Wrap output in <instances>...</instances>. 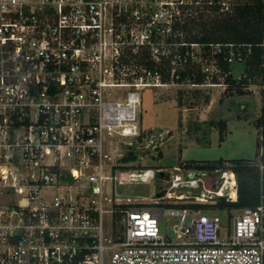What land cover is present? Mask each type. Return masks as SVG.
<instances>
[{
    "label": "built area",
    "instance_id": "2783aa9c",
    "mask_svg": "<svg viewBox=\"0 0 264 264\" xmlns=\"http://www.w3.org/2000/svg\"><path fill=\"white\" fill-rule=\"evenodd\" d=\"M187 2L172 12L163 0H0V264H264V194L237 214L224 208L227 223L205 213L237 201L232 169L213 190L176 174L148 205L119 190L147 175L116 169L108 135L140 136L142 91L161 85L149 77L163 83L140 62L170 61L172 77L194 64L214 79L225 76L218 54L231 68L252 53L176 40ZM115 88H129L124 99ZM258 166L264 173V144Z\"/></svg>",
    "mask_w": 264,
    "mask_h": 264
},
{
    "label": "rangeland",
    "instance_id": "374dc122",
    "mask_svg": "<svg viewBox=\"0 0 264 264\" xmlns=\"http://www.w3.org/2000/svg\"><path fill=\"white\" fill-rule=\"evenodd\" d=\"M163 1L170 5L172 12L182 5L181 0ZM201 1L194 3L189 0L184 4L185 13L180 24H185L187 15L194 14L195 10L204 11L208 21L230 16L237 5L250 0H216L214 6L220 7L219 12L212 11L209 3ZM167 17L170 18V14ZM173 27L172 21L171 24L164 23L162 28L167 30L157 31L162 35L154 34L155 40L168 38ZM189 27L198 28L194 24ZM141 32L145 31H136L137 34ZM182 37L184 39L185 32ZM132 42H135L134 38ZM155 45H158L157 42ZM172 45L169 47H174ZM148 49L142 48V52ZM195 50L200 55L205 52L202 47H195ZM136 63L135 58H132L131 72L137 69ZM175 67L178 71L184 70L183 65L176 64ZM230 71L240 82L238 77L242 75L244 78L247 73L246 64L235 62ZM206 80V84L197 85L188 79L181 83L170 79V82L165 83L162 75V83L149 77L147 82L161 85L142 91L141 135L122 137L117 132L113 136L108 135L107 141L112 142L111 150L117 170L124 167L123 169L146 172L147 179L144 181L119 185L124 198L130 197L132 204L148 205L151 198H160L172 191L171 183L176 174H182L184 178L188 175L191 178H204L206 187L213 190L217 184L221 185L222 173L232 169L231 161L248 159L251 164H260L262 128H257L256 121L263 115L264 76L252 78L248 86L243 87L245 94H240L236 89L229 90L226 75L218 78L219 83H213L212 77ZM128 90L129 88L113 89V98L124 99ZM221 121L226 122L224 138L221 137ZM130 156H135L136 159L124 161L125 157ZM220 159L227 162L222 166L218 164L215 168L207 166V162ZM188 161L194 163L187 164ZM200 189L204 187L201 186ZM234 210L236 214L239 211ZM205 213L218 214L227 223V212L216 205ZM161 227L164 232L170 233L171 230L164 223Z\"/></svg>",
    "mask_w": 264,
    "mask_h": 264
},
{
    "label": "trees",
    "instance_id": "16d2710c",
    "mask_svg": "<svg viewBox=\"0 0 264 264\" xmlns=\"http://www.w3.org/2000/svg\"><path fill=\"white\" fill-rule=\"evenodd\" d=\"M199 2L200 0H195ZM210 4L212 11L219 12L220 7H215L216 0H202ZM210 10V11H211ZM191 15H187L185 24L177 23L175 33L176 40L189 43H223V44H242L249 46L252 53L246 59L247 73L239 82L230 72L229 64L224 60V53L218 54L222 69L226 75V83L229 90L236 89L240 94H245L243 87L248 86L251 79L254 77L264 76V0H250L246 3L237 5L230 16L224 18H212L208 21L205 17L207 14L200 10ZM185 11L183 12V14ZM190 24L198 26L197 29L189 27ZM196 31V32H194ZM185 32L183 39L182 34ZM181 34V35H180ZM182 52H186L187 48L182 47ZM243 49V48H242ZM228 50V48H227ZM148 57V56H147ZM170 61L157 63L150 59L141 61L148 69L160 70L165 77V83L171 80H176L181 83L185 80H190L193 84H205L206 75L194 64H188L179 77L171 78ZM218 78L213 79V83H217ZM221 137L224 138L226 122L221 121ZM257 128H262L260 135L262 136L261 144H264V109L263 115L256 121ZM136 159L135 156L125 157L124 161L130 162ZM187 164H192L194 161H188ZM227 161L220 159L214 162H207L208 167L215 168L218 164L224 165ZM211 163V164H210ZM232 170L235 172L238 180V199L235 202L228 201L224 198L219 199L216 206L219 208L243 209L256 207L261 203L262 195L264 194V173L260 167L250 163L248 159H239L231 161ZM185 206V205H184ZM198 209H208L211 206L208 204H194Z\"/></svg>",
    "mask_w": 264,
    "mask_h": 264
},
{
    "label": "bare ground",
    "instance_id": "6f19581e",
    "mask_svg": "<svg viewBox=\"0 0 264 264\" xmlns=\"http://www.w3.org/2000/svg\"><path fill=\"white\" fill-rule=\"evenodd\" d=\"M235 195V194H234Z\"/></svg>",
    "mask_w": 264,
    "mask_h": 264
}]
</instances>
